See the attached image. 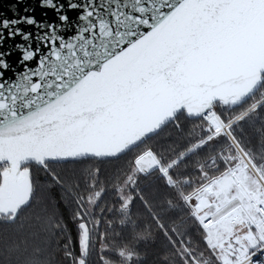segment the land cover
<instances>
[{"label": "snow or ice", "instance_id": "1", "mask_svg": "<svg viewBox=\"0 0 264 264\" xmlns=\"http://www.w3.org/2000/svg\"><path fill=\"white\" fill-rule=\"evenodd\" d=\"M39 7L0 20V264H264V0Z\"/></svg>", "mask_w": 264, "mask_h": 264}, {"label": "trees", "instance_id": "2", "mask_svg": "<svg viewBox=\"0 0 264 264\" xmlns=\"http://www.w3.org/2000/svg\"><path fill=\"white\" fill-rule=\"evenodd\" d=\"M188 127H191V125H189ZM172 135L173 137L175 136V133L172 131V129H169L168 131H166L162 137H161V142L166 140L167 137L169 135ZM100 167L103 168V170L105 171V175H110L112 173V169H113V165L110 164H105V165H99ZM88 167H92V165H83V166H69L68 168H58V171H62V172H66V173H71L73 171H76L77 173L82 174L85 168ZM142 187L145 188V195L152 198L155 197L156 199V203L159 204L161 203V200L163 198V196L165 195L163 193V191L161 189L158 188L155 180H149L146 181ZM44 194L49 195V196H59L61 195L59 193V191L57 190L56 192H51L46 190L44 192ZM134 212L137 214L138 220L139 222L143 225V227L147 228L151 226V221L144 217L142 215V207L138 204L136 209H134ZM165 245H164V241L162 240L161 237H159V235H157L156 237V242H155V246L153 245H147L144 248V251L147 253L148 256V260H149V264H158V260H159V254L161 252L162 249H164Z\"/></svg>", "mask_w": 264, "mask_h": 264}, {"label": "water", "instance_id": "3", "mask_svg": "<svg viewBox=\"0 0 264 264\" xmlns=\"http://www.w3.org/2000/svg\"><path fill=\"white\" fill-rule=\"evenodd\" d=\"M60 2H63L66 4V0H60ZM40 0H24L23 4H18L17 0H0V20H3L5 18H15V14L19 15H25L23 9L25 7L33 10L30 13V15H34L36 19L40 22H43L45 20L51 21L54 19V13L51 10L48 9H41L39 7ZM47 13V15H45ZM69 15L75 19L76 13H69ZM27 31H34V29L25 28ZM17 42H20L19 39H17ZM13 42L6 41L5 47H9L12 45Z\"/></svg>", "mask_w": 264, "mask_h": 264}]
</instances>
